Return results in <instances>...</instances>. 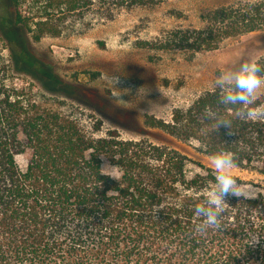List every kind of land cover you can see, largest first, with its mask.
<instances>
[{
  "label": "trees",
  "instance_id": "trees-1",
  "mask_svg": "<svg viewBox=\"0 0 264 264\" xmlns=\"http://www.w3.org/2000/svg\"><path fill=\"white\" fill-rule=\"evenodd\" d=\"M156 2L3 0L0 39L24 43L28 34L37 42L59 36L69 20L103 22ZM202 20L201 28L135 45L191 59L264 30V0L221 6ZM256 62L262 79L264 55ZM34 89L12 64L0 66V264H264V182L233 176L252 197L225 195L221 227L200 233L194 205L211 186L213 169L116 130L100 136L99 124L88 127L47 107ZM221 94L214 85L169 119L146 116L144 124L208 157L229 151L236 168L264 175V94L243 106L220 103ZM106 166L116 175L102 174Z\"/></svg>",
  "mask_w": 264,
  "mask_h": 264
},
{
  "label": "rangeland",
  "instance_id": "rangeland-1",
  "mask_svg": "<svg viewBox=\"0 0 264 264\" xmlns=\"http://www.w3.org/2000/svg\"><path fill=\"white\" fill-rule=\"evenodd\" d=\"M157 1L152 6L122 9L103 22L69 20L59 36H44L37 42L28 34L24 43L1 38L0 66L9 62L18 69L22 79L34 83L36 99L47 107L88 127L99 124L100 136L116 130L124 139H146L174 148L214 170L208 156L147 126L144 119H169L173 109L187 106L213 87L224 71L237 69L243 61H257L264 55V30L227 39L216 50L191 59L179 51L137 48L135 42L152 40L177 28H201L202 16L210 10L258 0ZM13 52L22 53V60L14 61ZM44 72L54 80L46 78ZM263 94L264 83L253 96ZM26 160L27 155L17 157L20 165ZM106 172L116 175L114 169ZM232 174L264 182V175L236 167Z\"/></svg>",
  "mask_w": 264,
  "mask_h": 264
},
{
  "label": "clouds",
  "instance_id": "clouds-1",
  "mask_svg": "<svg viewBox=\"0 0 264 264\" xmlns=\"http://www.w3.org/2000/svg\"><path fill=\"white\" fill-rule=\"evenodd\" d=\"M260 72L261 66L255 60H248L241 62L237 69H228L220 74L215 83V87L222 90L220 103L242 106L249 104L256 89L264 83L258 75ZM115 80L116 78L113 84ZM209 159L214 168V180L211 186L205 189L204 198L194 205V215L202 218L196 225V230L200 233L221 227L220 216L226 205L225 195L245 198L253 195L249 190L250 186L240 185L233 177L232 170L235 164L231 152L221 150L212 154ZM109 168L111 167L106 166L101 169L102 174Z\"/></svg>",
  "mask_w": 264,
  "mask_h": 264
}]
</instances>
